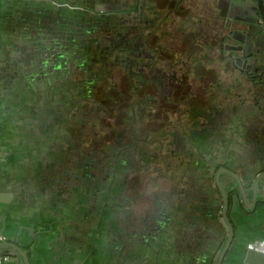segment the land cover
Masks as SVG:
<instances>
[{
	"label": "flooded vegetation",
	"instance_id": "1",
	"mask_svg": "<svg viewBox=\"0 0 264 264\" xmlns=\"http://www.w3.org/2000/svg\"><path fill=\"white\" fill-rule=\"evenodd\" d=\"M191 1L60 0L57 12L71 28L57 31L52 51L41 44L43 33L22 41L26 77L13 79L10 97H20L6 101L13 109L0 152L19 155L1 135L20 116L28 127L23 139L33 148L38 138L46 160L41 175L30 177L41 185L35 200L46 208L62 201L61 220L73 218L68 233L91 234L93 251L103 242L113 257L125 251L128 263L148 245L156 264L166 252L174 264H222L242 246L263 253L251 245L264 238L236 244L235 223L240 200L257 223L264 219L257 166L264 120L255 115L264 108V20L250 8L260 0ZM205 40L215 66L201 59ZM107 73L116 88L107 86ZM221 74L239 78L232 87ZM50 76L53 84L43 83ZM195 78L206 85L192 89ZM133 100L137 115L129 111ZM144 121L153 135L142 141ZM252 155L258 159L249 162Z\"/></svg>",
	"mask_w": 264,
	"mask_h": 264
},
{
	"label": "crops",
	"instance_id": "2",
	"mask_svg": "<svg viewBox=\"0 0 264 264\" xmlns=\"http://www.w3.org/2000/svg\"><path fill=\"white\" fill-rule=\"evenodd\" d=\"M10 1L0 0V27H20L22 24V0H12L17 2L14 5ZM13 15L17 17L15 22L12 21ZM253 47L255 49L258 46L255 47L254 43ZM22 48V40L16 36L12 43L6 45V48L0 40L1 134L5 128V116L13 109V106L6 102L7 99L20 97V94L10 97L13 88L12 81L26 77L25 64L19 57ZM34 73L36 75L34 76L37 77V70ZM36 111L37 107H35ZM19 117H17L16 122H13L14 125L7 126L4 137L1 135L2 144L15 152L19 151V155L8 158L5 156L6 150L0 152V237L3 236L6 241L17 243L27 252L31 264H156L155 248L150 247V245L145 247L144 253L139 254V258H135L133 263H128V260L125 259V251L120 257L109 255L107 247H102L105 245L103 242L101 245L99 243L97 251L96 248L93 251L91 234L83 232L82 236L81 234L76 236L74 233L66 231L71 228L67 226L72 224L73 218L61 220V217L67 213V211L64 214L61 213L64 211L62 201H53L49 205L50 207L46 208L41 202L35 200L36 192H40L36 186L41 185H37L36 181L30 177L37 173L41 175L42 164L46 160L40 149L36 150L38 138H33V148L23 139L24 135L22 134L28 127L25 120ZM31 132L34 133V131ZM48 155L53 160L52 150ZM260 156L263 162L257 165L258 170L264 171V151L260 153ZM249 157V162L258 159L253 155ZM236 159L239 160V156ZM262 188L264 189V186ZM254 189L258 190V187L255 186ZM28 192H30L29 195ZM239 204L240 208L236 206L238 213L235 214V223H237L236 244L244 245L248 241L264 238V219L257 223L247 212L243 201L240 200ZM66 209L69 210L70 208L66 206ZM81 214L83 217L86 216L84 211ZM166 254L161 255L162 263L174 264L172 261L174 256L170 252H166ZM3 264H17V261L13 258ZM222 264L251 263L246 262V253L242 246L228 252Z\"/></svg>",
	"mask_w": 264,
	"mask_h": 264
},
{
	"label": "rangeland",
	"instance_id": "3",
	"mask_svg": "<svg viewBox=\"0 0 264 264\" xmlns=\"http://www.w3.org/2000/svg\"><path fill=\"white\" fill-rule=\"evenodd\" d=\"M25 0H22V2H24ZM30 1H32V3H30ZM60 0H27V4L23 6L22 8V13H23V17H22V24L20 27H0V40L3 43V45L6 48V45H8L9 43H12V41H14V37L16 36L18 39L22 40V41H26L29 38L32 37V35H36L38 34L39 36L41 35V33H43V42L41 43L40 41L42 40V38H39V43L43 44L46 48L50 49V51H52L54 49V45H53V38L55 37V35L60 32V31H66V29H70L71 27H69V24L65 21L67 20L66 16H65V20L63 19V17L60 16V14H58V10H59V2ZM195 1V0H194ZM193 1V2H194ZM192 2V1H191ZM189 3V7H194V3L192 2ZM40 7H42V10L40 9ZM26 12V15H24V13ZM62 14V13H61ZM17 20V17L13 15V22H15ZM33 21L36 22V27H33L32 23ZM5 23V21H4ZM6 25V23H5ZM32 26V27H31ZM31 27V28H30ZM180 29V27H179ZM58 31V32H57ZM173 31V30H172ZM207 31V32H206ZM197 32V31H196ZM36 33V34H35ZM60 34V33H59ZM212 35L210 29H208L207 27H205V31L203 32V35L207 37V35ZM176 40V39H175ZM201 44V50L202 52H204L205 54H207V57H200L202 60H206L207 62H209L210 66H215V63H213V60L209 55L210 49H211V43L208 40H205V42L202 41ZM195 44V42H194ZM194 46V45H193ZM45 53V52H44ZM197 58V59H200ZM217 60V59H215ZM205 65V64H204ZM208 66V65H206ZM224 72V70L222 71V73ZM230 76H225V74H221L220 78L221 80L224 79V77H230V79L236 80L235 77L231 74H229ZM43 83L49 81L50 84H53V77L50 76V79H45L43 78ZM233 80H225L223 81L226 85L227 83L230 86H234L236 81ZM203 82L204 85H206L207 80H196L192 79V89H198L199 86L198 84ZM198 83V84H197ZM202 87V85L200 86ZM243 88H245L243 86ZM197 92V90H196ZM199 96V95H198ZM48 119L54 120V118L52 117H46ZM69 126V125H68ZM144 176H148L147 173L144 174ZM150 179L156 180L158 181V183L162 184L163 187H167L170 185L169 180H167L166 178L168 177H157L154 174H151V176H149ZM153 177H157V178H153ZM137 185H141L140 183H138ZM143 185H141L140 188H142ZM153 187V186H152Z\"/></svg>",
	"mask_w": 264,
	"mask_h": 264
},
{
	"label": "water",
	"instance_id": "4",
	"mask_svg": "<svg viewBox=\"0 0 264 264\" xmlns=\"http://www.w3.org/2000/svg\"><path fill=\"white\" fill-rule=\"evenodd\" d=\"M245 1V0H242ZM247 3H251L246 0ZM256 1V0H253ZM260 3L253 4L250 8L257 12V16H260L264 20V1L260 0ZM244 2L243 5L247 4ZM250 40V36L248 37ZM252 39L255 38L251 37ZM225 213V209H224ZM225 216V214H223ZM8 253L11 257L15 258L17 264H31L27 256V253L15 242L13 241H3L0 242V255ZM246 261L253 264H264V254L257 251H248L246 254Z\"/></svg>",
	"mask_w": 264,
	"mask_h": 264
},
{
	"label": "trees",
	"instance_id": "5",
	"mask_svg": "<svg viewBox=\"0 0 264 264\" xmlns=\"http://www.w3.org/2000/svg\"><path fill=\"white\" fill-rule=\"evenodd\" d=\"M113 27H116V26H118V24L117 23H114L113 22ZM96 63H98V65L101 67L102 65H103V63L101 62V61H97ZM107 75V78H106V83H107V86L110 88V87H113V88H116V86H115V84H113L114 82V80H112L111 79V75H110V73H107L106 74ZM129 87H132V86H127L126 87V89L125 90H127ZM111 90V89H110ZM110 90H109V93H110ZM104 94L105 93H102V91L100 92V98H102V96H104ZM192 96H194V94L192 93V92H190V97H192ZM125 98H127V100H129V98H130V95L129 94H127V93H125ZM145 100H146V97H145ZM178 103V102H177ZM130 104H131V107H130V109H129V111L131 110V111H133V112H135V113H133V115H137L138 114V111L136 110L137 108H138V106H139V102H137V101H134L133 100V102H130ZM179 106V105H178ZM255 115H256V117L258 116V115H260V117H258V118H261V119H263L264 120V108L263 109H260L259 111H257V113H255ZM141 118V117H140ZM145 122V121H144ZM144 122L142 123V124H140L139 125V128L140 129H142L143 131H141V130H139L138 129V134H140V135H138L139 136V138L138 139H140V140H142V141H145L147 138H150V136L151 135H153V130H150L149 129V126H148V124L145 122V126L143 125L144 124ZM131 129H133V128H131ZM162 129H163V127L162 128H160L158 131H159V133H161V131H162ZM183 129V128H182ZM182 129H180V130H182ZM158 131L156 132V133H158ZM159 133H158V135H159ZM132 136H134V134L132 133ZM136 136V135H135ZM137 136V137H138ZM160 136V135H159ZM142 141H141V143H142ZM144 150L148 153V156L150 157V158H154L153 157V155H155V153L152 151V149H150V151H147L146 150V148H144ZM162 150H159V152H161ZM179 151H181V149H179Z\"/></svg>",
	"mask_w": 264,
	"mask_h": 264
},
{
	"label": "built area",
	"instance_id": "6",
	"mask_svg": "<svg viewBox=\"0 0 264 264\" xmlns=\"http://www.w3.org/2000/svg\"><path fill=\"white\" fill-rule=\"evenodd\" d=\"M251 248L255 250H259L264 253V241H259L253 245H251ZM9 259V257L5 254L0 255V263L5 262Z\"/></svg>",
	"mask_w": 264,
	"mask_h": 264
}]
</instances>
